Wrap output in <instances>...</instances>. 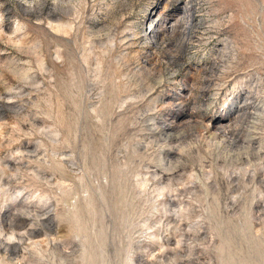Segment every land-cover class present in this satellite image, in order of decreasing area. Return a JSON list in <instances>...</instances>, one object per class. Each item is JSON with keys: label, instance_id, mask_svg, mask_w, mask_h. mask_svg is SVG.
Listing matches in <instances>:
<instances>
[{"label": "rangeland", "instance_id": "obj_1", "mask_svg": "<svg viewBox=\"0 0 264 264\" xmlns=\"http://www.w3.org/2000/svg\"><path fill=\"white\" fill-rule=\"evenodd\" d=\"M249 82L264 104V0H0V264H264V114L230 160L158 127Z\"/></svg>", "mask_w": 264, "mask_h": 264}, {"label": "bare ground", "instance_id": "obj_2", "mask_svg": "<svg viewBox=\"0 0 264 264\" xmlns=\"http://www.w3.org/2000/svg\"><path fill=\"white\" fill-rule=\"evenodd\" d=\"M186 7L185 9L189 8L188 5H186ZM177 9L180 10V13L183 12L182 14H188V17H192L193 15L191 11H185V9L181 8ZM177 19L178 18L168 22L169 25H166L167 21H165V31L169 29L170 32H176L184 29L183 31L185 33V28L188 27L183 26V29H181L175 26ZM156 28H154V30ZM159 30L162 31L164 29ZM156 35H158V33ZM207 80L208 81H204L200 87V95L208 100L206 109L214 104L217 96L216 94H218L217 91H219L220 87L223 85L211 79ZM250 85L251 82L246 85L241 95L234 101L232 116H228L227 113H221L219 116H207L203 113L204 111H198L197 104L195 103L197 100H195L194 94L192 95L194 86L185 84V90L179 93L174 92V94L170 96L169 102L166 103L170 108L169 112L164 116V119L160 122V126L158 127H161V133L168 141L176 138L175 134L177 130L196 127L198 131L195 133L198 139L196 143V145H198L197 148H201L204 150V154L212 155L214 158L216 155H222L224 158L228 157L230 160L238 158L243 154H246V156L252 153L255 154L259 150L257 144L260 143V140L256 138L255 130H258V128L260 129L261 118L264 114V104L259 100V97L256 96V93L250 91ZM215 86H217V88H215ZM256 141H258V143L254 145ZM175 149L172 147L165 150L166 156L181 158V154H178L179 151L176 152ZM182 149L179 150L182 152ZM191 151L193 150L191 149ZM259 154L260 153H258V155Z\"/></svg>", "mask_w": 264, "mask_h": 264}]
</instances>
